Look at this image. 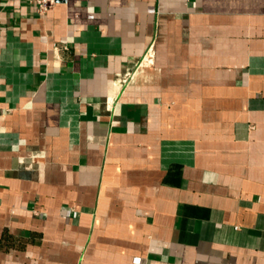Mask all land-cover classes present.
<instances>
[{"label": "crops", "instance_id": "0c3cea01", "mask_svg": "<svg viewBox=\"0 0 264 264\" xmlns=\"http://www.w3.org/2000/svg\"><path fill=\"white\" fill-rule=\"evenodd\" d=\"M0 264H264V0H0Z\"/></svg>", "mask_w": 264, "mask_h": 264}, {"label": "built area", "instance_id": "2783aa9c", "mask_svg": "<svg viewBox=\"0 0 264 264\" xmlns=\"http://www.w3.org/2000/svg\"><path fill=\"white\" fill-rule=\"evenodd\" d=\"M36 6V9L40 13H44L49 10L55 3L56 0H29Z\"/></svg>", "mask_w": 264, "mask_h": 264}]
</instances>
